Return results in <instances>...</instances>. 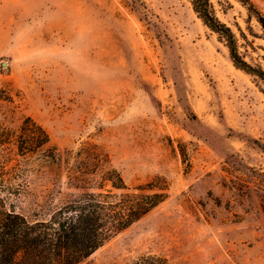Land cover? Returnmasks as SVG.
Returning a JSON list of instances; mask_svg holds the SVG:
<instances>
[{
	"label": "rangeland",
	"instance_id": "rangeland-1",
	"mask_svg": "<svg viewBox=\"0 0 264 264\" xmlns=\"http://www.w3.org/2000/svg\"><path fill=\"white\" fill-rule=\"evenodd\" d=\"M211 3L264 71V0ZM27 117L64 158L91 144L128 187L168 188L82 264H264V83L191 0H0V196L47 220L78 192L42 150L19 153Z\"/></svg>",
	"mask_w": 264,
	"mask_h": 264
},
{
	"label": "trees",
	"instance_id": "trees-1",
	"mask_svg": "<svg viewBox=\"0 0 264 264\" xmlns=\"http://www.w3.org/2000/svg\"><path fill=\"white\" fill-rule=\"evenodd\" d=\"M203 23L218 34L229 49L234 65L264 83V71L240 55L235 34L215 14L211 0H191ZM264 28V18H258ZM21 155L42 150L46 164L67 168L68 185L78 194L67 198L47 220L30 221L5 207L0 196V264H82L105 243L148 216L168 198L164 182L128 187L107 155L85 144L67 157L51 144L47 131L32 118L21 125ZM74 159V164L70 160ZM110 186L109 190L105 188ZM135 264H170L155 255Z\"/></svg>",
	"mask_w": 264,
	"mask_h": 264
}]
</instances>
